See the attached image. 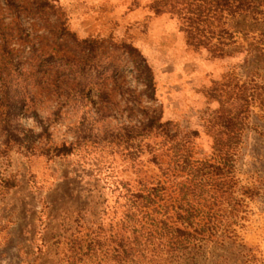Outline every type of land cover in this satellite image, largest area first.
I'll return each instance as SVG.
<instances>
[{
	"label": "rangeland",
	"instance_id": "obj_1",
	"mask_svg": "<svg viewBox=\"0 0 264 264\" xmlns=\"http://www.w3.org/2000/svg\"><path fill=\"white\" fill-rule=\"evenodd\" d=\"M254 1V15L228 24L229 55L212 58L186 43L184 1L156 14L153 0H0V264H116L81 240L101 227L109 244L123 185L164 181L169 145L140 135L152 116L196 160L218 142L234 153L218 216L227 232L176 264H264V0ZM121 44L146 59L153 97L116 56Z\"/></svg>",
	"mask_w": 264,
	"mask_h": 264
},
{
	"label": "trees",
	"instance_id": "obj_2",
	"mask_svg": "<svg viewBox=\"0 0 264 264\" xmlns=\"http://www.w3.org/2000/svg\"><path fill=\"white\" fill-rule=\"evenodd\" d=\"M180 1H184L186 6L181 17V30L187 45L194 50L207 51L212 58L230 53L228 49L234 41L229 22L252 16L257 10L254 0H153L150 8L161 14L173 11ZM84 43L90 42L86 40ZM113 49L116 56L126 54L129 57L135 79L153 97L154 76L146 59L128 44L114 46ZM89 67L90 70L99 68L97 62ZM69 69L68 80H75L86 71L83 65L77 69L69 66ZM118 69L112 62L104 68L105 71L113 70L114 74L119 72ZM70 96L67 94V98ZM47 131L45 129L44 132ZM140 135H160L164 146L169 145L171 155L168 160L157 162L164 181L139 183L136 187L123 185L120 190V197L124 200V205L120 206L123 216L116 225L118 229L108 238L109 244L103 243L106 239L102 236L101 227L94 232L92 239L87 234V239L81 242L88 243V254L104 253V256H111L116 264H176L183 259L192 262L189 255L203 250L210 242L219 241L220 232H227V226L218 216L235 184L232 146L229 142H218L210 159L196 160L191 155V141L179 140L172 123H164L158 116H152L143 123ZM46 151L59 156L67 155L70 149ZM153 160L156 162L158 158L155 156ZM7 184L10 188L14 186L10 182ZM78 250L81 251V245Z\"/></svg>",
	"mask_w": 264,
	"mask_h": 264
}]
</instances>
